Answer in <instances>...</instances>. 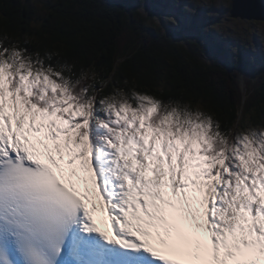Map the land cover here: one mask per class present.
I'll return each mask as SVG.
<instances>
[{"label":"snow or ice","instance_id":"snow-or-ice-1","mask_svg":"<svg viewBox=\"0 0 264 264\" xmlns=\"http://www.w3.org/2000/svg\"><path fill=\"white\" fill-rule=\"evenodd\" d=\"M33 3H0V264H264V85L153 74L186 61L144 0Z\"/></svg>","mask_w":264,"mask_h":264},{"label":"rangeland","instance_id":"rangeland-1","mask_svg":"<svg viewBox=\"0 0 264 264\" xmlns=\"http://www.w3.org/2000/svg\"><path fill=\"white\" fill-rule=\"evenodd\" d=\"M52 0H43L50 3ZM150 12L161 18L173 17L175 24L164 19L166 33L177 32L182 44L199 41L208 47L217 40L232 59L240 54L256 67L264 65V19L231 18L232 0H144ZM264 4V0L262 2ZM32 4L34 6L33 0ZM222 24V29L212 25ZM211 34L210 37L209 35Z\"/></svg>","mask_w":264,"mask_h":264},{"label":"trees","instance_id":"trees-1","mask_svg":"<svg viewBox=\"0 0 264 264\" xmlns=\"http://www.w3.org/2000/svg\"><path fill=\"white\" fill-rule=\"evenodd\" d=\"M57 0H52L49 4L56 3ZM61 4L63 0H60ZM4 3V11L15 22L23 18L28 19V9L33 8L32 0H0ZM9 8L12 10L9 11ZM34 15V13H33ZM151 38L144 37L143 42L145 49L151 47L156 40L155 32L152 29L147 30ZM177 32L167 33L168 37L176 45V51L184 57L186 65L176 68L168 61H163L162 66L153 70V74L160 76L179 74L184 77L186 82L194 91H200L204 87L219 88L224 94L231 91L233 80L237 81V89L239 94V85L242 82L245 88H251L253 92L264 85V65L254 67L250 65L242 55H238L236 59H232L222 43L214 40L213 47H208L199 41L186 40V44H182L177 38ZM210 37L211 34L209 35ZM213 38V37H212ZM180 45H183L181 48ZM191 58V59H189ZM106 59V58H105ZM117 62V67H118ZM211 66V70L206 69ZM121 73V79H123ZM235 102L238 97H231Z\"/></svg>","mask_w":264,"mask_h":264},{"label":"water","instance_id":"water-1","mask_svg":"<svg viewBox=\"0 0 264 264\" xmlns=\"http://www.w3.org/2000/svg\"><path fill=\"white\" fill-rule=\"evenodd\" d=\"M230 16L261 21L264 19V4L262 0H232Z\"/></svg>","mask_w":264,"mask_h":264},{"label":"flooded vegetation","instance_id":"flooded-vegetation-1","mask_svg":"<svg viewBox=\"0 0 264 264\" xmlns=\"http://www.w3.org/2000/svg\"><path fill=\"white\" fill-rule=\"evenodd\" d=\"M262 2H263V0H262ZM232 4V3H231ZM231 8V7H230ZM229 15H230V10H229ZM232 18V17H231Z\"/></svg>","mask_w":264,"mask_h":264}]
</instances>
